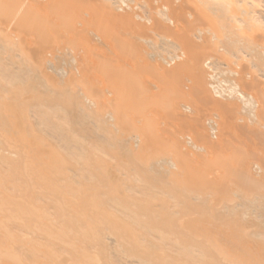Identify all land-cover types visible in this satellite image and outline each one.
I'll use <instances>...</instances> for the list:
<instances>
[{"label":"bare ground","instance_id":"6f19581e","mask_svg":"<svg viewBox=\"0 0 264 264\" xmlns=\"http://www.w3.org/2000/svg\"><path fill=\"white\" fill-rule=\"evenodd\" d=\"M0 264H264V0H0Z\"/></svg>","mask_w":264,"mask_h":264},{"label":"rangeland","instance_id":"374dc122","mask_svg":"<svg viewBox=\"0 0 264 264\" xmlns=\"http://www.w3.org/2000/svg\"><path fill=\"white\" fill-rule=\"evenodd\" d=\"M81 13L83 12V11H80ZM78 19H80L79 17L78 18H76V25H79L80 26V24H77V20ZM58 21V20H57ZM79 23V22H78ZM61 30L63 31L64 29H63V27L61 28ZM91 30H93V31H95L94 30V28L92 27V26H89L88 27V32H86V33H80L81 34V38L82 39H84L87 43H88V39H91V41H93L92 43H91V45H90V50H88V54H89V57L92 59V61L93 62H96V60H97V58H96V56H95V52H99V53H101V54H109V55H112V41H111V39L109 40V41H107V40H105L104 39V37L103 36H101V39L102 40H100V42L99 41H97V39H96V35H95V33L96 34H100V33H98V32H91ZM63 35L64 36H70L71 35V32L70 31H68V34H65V33H63ZM30 37V36H29ZM95 38V39H94ZM30 39V38H29ZM151 39L152 40H150L147 44H145L144 43V45L147 47V49L152 53V50L154 51V52H156L155 50H157L159 53H157V54H155L156 55V57H155V59H153L152 58V60H160V59H158L159 57H167L168 55H169V52L168 51H166V49L162 46V41L161 40H159V38H157V37H151ZM31 40V39H30ZM33 40V39H32ZM61 42H62V45L60 44V42L58 43V44H55V47L57 46V48L58 47H60V46H63L64 44V48H62L61 49V51L63 52V53H65L66 54V57H72L73 55H75L76 53H77V51L79 50V48H82V45L80 44V42H77V44H76V46H73L72 44H69L68 43V40L67 39H65V37H62L61 38ZM109 43V44H108ZM110 43H111V45H110ZM159 43V44H158ZM158 45H159V48H158ZM161 45V46H160ZM71 47V48H70ZM163 47V48H162ZM65 49H67V50H65V52H64V50ZM164 50V51H163ZM47 51V50H46ZM61 51H55L56 52V54L57 53H59V52H61ZM47 53V55H48V58H51V51H47L46 52ZM171 53V52H170ZM158 55V56H157ZM161 55V56H160ZM67 69H69V67H66V70ZM99 73L98 72H96V70H94V71H92V73H88V77L90 76V77H93V75H98ZM226 76L225 75H221L220 76V78H225ZM145 81H148L147 80V78H145ZM222 84H224V83H222ZM226 84V83H225ZM224 84V85H225ZM101 86H102V89H104V91H103V97H105V96H110V94L108 93V91H110L109 89H107L108 88V86H107V83H105V82H103L102 84H101ZM205 124H207V120H205ZM208 126V125H207ZM210 131V130H209ZM204 132H206V135H207V130L206 131H204Z\"/></svg>","mask_w":264,"mask_h":264}]
</instances>
